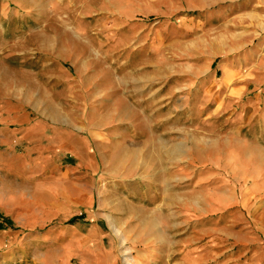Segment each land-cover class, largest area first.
Masks as SVG:
<instances>
[{"label":"rangeland","instance_id":"rangeland-1","mask_svg":"<svg viewBox=\"0 0 264 264\" xmlns=\"http://www.w3.org/2000/svg\"><path fill=\"white\" fill-rule=\"evenodd\" d=\"M0 7L33 55L11 68L27 70L23 87L0 96L66 112L90 144L0 151V264H264V0ZM54 56L75 93L48 83ZM143 113L155 134L125 146L121 132Z\"/></svg>","mask_w":264,"mask_h":264},{"label":"crops","instance_id":"crops-1","mask_svg":"<svg viewBox=\"0 0 264 264\" xmlns=\"http://www.w3.org/2000/svg\"><path fill=\"white\" fill-rule=\"evenodd\" d=\"M10 14L15 15L17 13L14 9ZM3 16V11H0V87L6 86L14 89L19 87L22 88L23 86H19L16 83V80L18 81L21 79L17 76V74H23L20 76L27 77L24 75L27 74V70H14L12 71L14 75H11V68L13 66V62H16L17 64L19 63L17 61L19 57H30L33 55L31 54V51L18 50V45L14 42L18 37L17 30L8 26L9 21L2 19ZM12 58L14 61L11 62L10 60ZM60 60L63 61L64 59L57 56L49 59V65L46 66L49 70L47 74V81L48 83H51L54 80L61 81L69 87L68 90L70 93H75V89L79 86V81L73 74H70L65 70ZM20 63L23 64L22 61ZM25 63L26 61L24 64ZM56 65L59 67L57 70H53L52 68ZM61 82L59 83L60 85H62ZM17 97L19 96L13 95L11 91H9V93L5 96H0V151H3V153H9V158L12 157V151L16 149L17 145H20V147H22L21 149L25 151L41 154L53 152L55 155L59 153L67 154L70 152L78 155L77 153L82 149L90 148L89 139L82 137L79 132L74 130L75 126L74 124L69 123L70 118L66 112L54 113L50 111L38 112L34 110L29 112L25 110V108L29 106H26L25 102ZM113 100H115L114 102L119 101L117 97L115 98L114 96H110L106 102H112ZM125 100L133 103L128 98ZM25 101L28 102L29 99L25 97ZM147 119L148 117L143 113L141 114L140 121H137V118L132 119L129 124L126 125V129L121 132L124 140L122 143L125 146L130 145L129 140L131 141L135 137L139 140L145 141L146 143L147 137L149 138L151 136L150 133L152 132L155 134L152 130L155 128L151 127L153 126L151 123H148V126L150 127L146 128V121L144 122V120ZM92 136L93 135H91V138H93ZM157 136L161 138V135ZM113 143L114 145H117L118 141ZM99 145L104 146L105 148L103 142H100ZM2 160L3 157L1 156L0 162H2ZM77 204L78 203H76V205ZM73 211L74 210L69 209V211H65V213L67 212V214L72 216ZM80 228V224H75V226L72 227L73 231L78 233L82 232ZM87 231V235L91 236H96L98 233L97 227L94 226ZM86 241L88 242V240L73 241V246L78 248L79 245ZM147 263L149 262H146V264Z\"/></svg>","mask_w":264,"mask_h":264},{"label":"trees","instance_id":"trees-1","mask_svg":"<svg viewBox=\"0 0 264 264\" xmlns=\"http://www.w3.org/2000/svg\"><path fill=\"white\" fill-rule=\"evenodd\" d=\"M75 220V217H72L70 220H69V223H71L72 221Z\"/></svg>","mask_w":264,"mask_h":264},{"label":"bare ground","instance_id":"bare-ground-1","mask_svg":"<svg viewBox=\"0 0 264 264\" xmlns=\"http://www.w3.org/2000/svg\"><path fill=\"white\" fill-rule=\"evenodd\" d=\"M128 264H133L132 261H128Z\"/></svg>","mask_w":264,"mask_h":264}]
</instances>
